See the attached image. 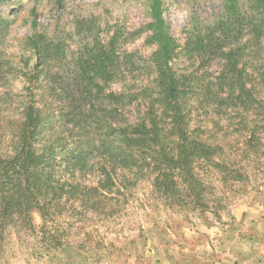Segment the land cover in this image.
Wrapping results in <instances>:
<instances>
[{"label":"trees","instance_id":"trees-1","mask_svg":"<svg viewBox=\"0 0 264 264\" xmlns=\"http://www.w3.org/2000/svg\"><path fill=\"white\" fill-rule=\"evenodd\" d=\"M13 1L0 0V44L12 28ZM148 14L143 26H116L107 39L94 17L81 20L89 41L59 96L48 83L60 78L53 67L62 47L44 32L27 39L35 59L29 71L0 61L7 74L0 80L11 75L0 94V103L11 102L0 104V249L12 227L39 235L46 251L57 249L65 228L55 223L64 215L108 219L142 179L167 207L199 214L221 201L206 170L226 191L249 179L246 165L254 167L264 151V0H223L183 45L164 0H149ZM142 35L148 55L125 48ZM181 51L185 66L178 65ZM61 95L53 107L50 98ZM97 112L104 114L97 127L82 123Z\"/></svg>","mask_w":264,"mask_h":264},{"label":"rangeland","instance_id":"rangeland-1","mask_svg":"<svg viewBox=\"0 0 264 264\" xmlns=\"http://www.w3.org/2000/svg\"><path fill=\"white\" fill-rule=\"evenodd\" d=\"M22 1L23 6L18 0L8 6L14 21L8 37L0 44V61L8 58L10 63L29 71L35 59L27 39L35 31L44 32L62 47L56 53L61 61L53 67L61 71L60 78L48 83L51 94L57 89V96L71 84L75 58L89 41L79 26L81 20L94 17L104 29L102 35L106 39L116 26L133 31L149 21V0ZM222 1L164 0L171 33L181 45L185 44L196 26H203L217 16ZM34 8L36 14L31 12ZM145 36L129 41L125 48L148 55L152 47L145 44ZM187 63L181 51L178 65ZM10 77L9 74L0 80V94L9 88ZM22 84V78L14 81L15 90ZM59 98L62 95L50 98L53 107L61 104ZM0 104L6 108L11 102ZM103 115L97 112V116L91 115L82 123L97 127L94 121ZM2 117L0 128L5 124ZM255 162L254 167L246 165L249 179L227 191L218 182V174L210 168L204 170L210 191H216V200L221 198L218 205L214 200L204 214L167 207L149 180L142 179L126 197L120 198L108 219L95 217L80 222L75 216L64 215L62 222L55 223L65 228V233L61 232L64 245L57 249L46 251L39 235L12 227L0 249V264H264V151L256 156ZM33 219L36 226L41 225L39 214L34 213Z\"/></svg>","mask_w":264,"mask_h":264},{"label":"crops","instance_id":"crops-1","mask_svg":"<svg viewBox=\"0 0 264 264\" xmlns=\"http://www.w3.org/2000/svg\"><path fill=\"white\" fill-rule=\"evenodd\" d=\"M239 259V258H238Z\"/></svg>","mask_w":264,"mask_h":264}]
</instances>
